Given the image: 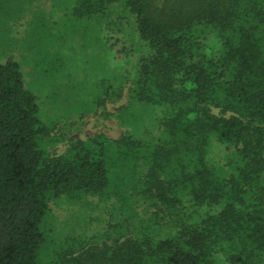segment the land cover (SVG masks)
<instances>
[{"label":"trees","instance_id":"obj_1","mask_svg":"<svg viewBox=\"0 0 264 264\" xmlns=\"http://www.w3.org/2000/svg\"><path fill=\"white\" fill-rule=\"evenodd\" d=\"M71 1L75 28L103 51L116 34L111 47L139 52L118 114L130 129L50 154L51 126L20 60L0 57V264H264V0ZM105 76L113 92L99 81L94 98L70 107L121 97L125 75ZM62 196L147 201L175 229L150 224L155 213L102 250L68 247L48 260L42 224Z\"/></svg>","mask_w":264,"mask_h":264},{"label":"rangeland","instance_id":"obj_2","mask_svg":"<svg viewBox=\"0 0 264 264\" xmlns=\"http://www.w3.org/2000/svg\"><path fill=\"white\" fill-rule=\"evenodd\" d=\"M72 7L71 0L0 2V57L20 60L26 84L37 94L44 120L51 126L45 145L52 155L65 153L74 140L88 139L97 133L115 140L130 129L122 124L118 114L129 102L130 74L139 52L133 50L129 57L126 51L130 50L122 48L121 43L111 47L117 41L116 34L106 36L108 49L103 51L91 31L75 28ZM211 43L219 45L217 41ZM107 73L125 75L128 82L121 97L103 94L108 99L105 104L100 98L98 108L83 113L70 107L71 97H76L75 101L80 97L94 98L99 92L94 86L99 81L106 83L101 93L106 87L113 92L110 81L105 79ZM74 84L78 85L76 89L71 88ZM212 112L223 115L219 108H212ZM145 116L146 123H150L149 116ZM156 209L143 200L136 202L133 209L101 197L62 196L51 200L50 215L42 224L48 243L42 253L50 260L53 253L68 247L75 249L76 254L90 248L102 250L104 244L111 245L118 237L134 235L136 228L148 224L155 213L158 217L150 224L157 225L163 233L174 231L175 217Z\"/></svg>","mask_w":264,"mask_h":264}]
</instances>
